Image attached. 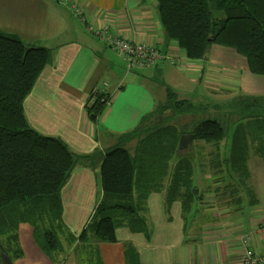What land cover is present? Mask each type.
Segmentation results:
<instances>
[{"label":"trees","instance_id":"1","mask_svg":"<svg viewBox=\"0 0 264 264\" xmlns=\"http://www.w3.org/2000/svg\"><path fill=\"white\" fill-rule=\"evenodd\" d=\"M154 1L166 44L175 43L187 60H203L212 46H220L243 57L250 74L264 76V0ZM51 61L48 49L26 48L15 37L0 33V264L2 255L10 264L23 258L18 239L21 224L32 228L34 243L52 264H64L62 256L69 251L75 264H103L97 245L116 243L117 229L150 240L146 202L153 193L165 195L166 214L172 204L180 203L185 222L193 205L197 213L198 201H202V194H195L192 185L191 158L178 155L187 136L216 151L212 162L221 182L213 193L230 194V205L238 206L240 199L233 194L249 191L246 161L250 148L264 160V126L256 132L252 125H237L224 156L219 146L225 131L217 122H199L183 135L167 124L197 108L169 89L165 103L133 130L119 135L117 146L103 155L98 149L76 154L61 139L39 134L28 125L23 104ZM94 98L86 107L92 121L107 106L101 97ZM242 98L257 103L256 97ZM248 130L252 132L246 134ZM131 142L135 145L130 153L126 145ZM98 165L99 200L74 237L62 221L61 190L74 169L94 171ZM222 182L228 185L221 187ZM221 201L217 200L220 206L224 205ZM124 264H142L130 243L124 247Z\"/></svg>","mask_w":264,"mask_h":264},{"label":"crops","instance_id":"2","mask_svg":"<svg viewBox=\"0 0 264 264\" xmlns=\"http://www.w3.org/2000/svg\"><path fill=\"white\" fill-rule=\"evenodd\" d=\"M69 4L80 9L83 22L72 16ZM90 24L95 28L107 24L114 34L146 43L160 52L164 49L163 54L172 55L177 48L175 43L165 42L154 0H68L65 5L55 0H0V33L11 35L31 48H46L52 55L51 64L42 71L24 101L28 125L43 136L61 139L76 154L98 149L103 155L109 143L115 144L119 135L133 130L158 103L166 100L163 82H157V77L163 78L160 72L166 63L148 69L158 73H150L146 79L138 71L127 72L122 59L88 31ZM177 55L184 76L199 81L204 77L208 81L206 89L220 93L228 90L229 85L242 96L264 95V76L250 74L244 58L230 49L212 46L200 61H189L182 53ZM103 83L108 85L104 93L110 101L103 114L92 121L86 109L89 92ZM151 84L155 92L148 87ZM98 171L99 165L94 171L74 169L61 190L62 221L74 237L80 234L95 208L89 213ZM81 191L85 194L79 196ZM213 191L208 190L203 202L210 198L216 206L202 210L204 217L198 222L196 233L200 237L187 240V224L181 217L180 203L172 204L166 214L164 200L157 204V194H151L146 202L150 240L127 229L120 238L117 231L123 229H117L116 243L97 245L103 264H124L126 243L135 247L142 264H239L243 254L241 237L254 234L264 217L256 207L250 208L246 218L235 223L229 219L233 214L230 210L217 206V194ZM18 239L23 258L15 264H52L34 243L29 225L19 226ZM254 245L264 252L259 241ZM68 253L64 255V264H75Z\"/></svg>","mask_w":264,"mask_h":264},{"label":"rangeland","instance_id":"3","mask_svg":"<svg viewBox=\"0 0 264 264\" xmlns=\"http://www.w3.org/2000/svg\"><path fill=\"white\" fill-rule=\"evenodd\" d=\"M60 2L62 5H65L64 0H55ZM68 7V6H67ZM69 9V7H68ZM70 12H72L69 9ZM72 16L77 19V17L72 13ZM78 20V19H77ZM26 46V45H25ZM26 48H31L26 46ZM159 50V49H158ZM164 52V49L163 51ZM177 53H181L177 48L174 52H172L170 55L172 58H175L173 61L174 64L171 65V62L165 61V67L161 71V75H163V78L157 77V82H163V91L166 89H169L173 93H176V95L179 97L180 100H187L193 101L194 105L197 107L195 111L191 112L190 114H183L180 116H177L176 118H172L168 120L167 124H171L175 127H177L179 130H181L183 134L186 133V131L190 130L194 124H197L199 122H203L205 120H211L217 122L219 125L222 126V128L225 131L224 139L220 142L219 149L221 150L222 154H226L227 152V145L231 140V137L234 133V130L237 125L239 124H245V125H252L254 126L253 130L256 132L259 131V128L264 126V95L258 96L255 99H257V103L253 102L252 100H247L242 97L250 98L249 96H246V94H241L239 91H234L232 88H229L228 90H221L220 93H215L216 91L206 89L208 88L206 85L208 84V81L204 79L199 81L198 78L195 77H185L184 73L179 70V61H178V55ZM115 54V53H114ZM114 59H117L116 55H114ZM118 61L120 62L119 58ZM161 65V64H160ZM126 70V69H125ZM150 71V72H149ZM134 72V71H131ZM138 75L147 78L150 73L154 75L155 73H158L156 70H147V71H138ZM103 83L101 86H94L98 89H103V92L107 88V84L104 87ZM239 85V83H238ZM240 86V85H239ZM90 90V95L93 90V88ZM153 92H155V89L153 88V84L148 86ZM156 87H158L156 85ZM240 94L241 96H236V94ZM89 95V99L86 103V107H89V105L92 103L91 97ZM242 98V99H241ZM110 101V100H109ZM166 100L163 101L162 104L165 103ZM192 102V103H193ZM162 105L161 103H158ZM248 105L244 107V105ZM255 104V105H254ZM166 115H169V112L166 113ZM250 130L246 132V134H249ZM187 140H184L182 145L180 146V149L178 151V155L188 156L191 158L192 166H193V178H192V185L195 187V191L197 193L202 194V201H198L199 211L196 213V208L193 205L191 212L187 216V220L184 222L186 227V240L188 238H196L200 237L197 233V225L198 222H201V219H203L202 210L204 209H213L215 208V204L211 203L210 198L207 196L206 198H209L204 201L205 195L207 194L208 190L214 189L216 185H218L221 182V175H218V171L215 170L214 163L212 162L214 160L213 152H216L211 145L202 143L201 141H192L190 137ZM118 142L117 139L113 143H109L106 147V151L110 150L114 146H117ZM135 145V142H131L126 145V148L130 151V153L133 151V147ZM220 159V158H219ZM211 165L210 167V175L209 179H206V175L208 173V164ZM172 164V163H170ZM221 164V162H220ZM222 168V167H221ZM246 169L248 172V179L246 182V185L248 186L249 191H241L236 192L233 194V196L237 199H240V202L238 203V206H231L230 201V194L224 196L218 195L215 197V203L218 207H221L222 209H228L233 214L229 219L233 220L235 223L237 221L241 220L242 218H246L247 210L252 208L258 209L260 211L259 215L264 217V160L259 155H254L252 148H250L249 151V158L248 161H246ZM78 170H81V167H78ZM216 175V178H214ZM210 181V183L208 182ZM222 186L228 185L227 182H222ZM211 188H209V186ZM220 184L218 185V187ZM223 190V189H222ZM230 191V188L228 189ZM222 193V191H220ZM195 193V194H197ZM85 192L81 191L78 193L79 196L84 195ZM100 196V184L98 180V184L96 187V193L92 199L91 207L89 210V213L91 210L95 207L99 200ZM165 195L163 193L157 194L155 196L156 203L158 204L161 199L162 202L164 200ZM218 197V198H217ZM217 200H223L224 205H218ZM209 201V202H208ZM203 202V203H202ZM211 203V204H210ZM67 204L66 198H64V205ZM207 206V207H206ZM238 207V209L236 208ZM234 209V210H233ZM67 213V208H65ZM88 213V215H89ZM158 215H161V211H157ZM175 213V209H174ZM87 215V216H88ZM175 220H178V213L174 214ZM89 218V217H87ZM88 220V219H87ZM123 230L117 231V236L122 238L124 233H127L126 229L122 228ZM193 229H195L193 233ZM79 235V233L77 234ZM100 253V252H99ZM72 258V254H68ZM64 259V255L62 256ZM102 259V257H101ZM16 262V261H15ZM14 262V264H15Z\"/></svg>","mask_w":264,"mask_h":264},{"label":"built area","instance_id":"4","mask_svg":"<svg viewBox=\"0 0 264 264\" xmlns=\"http://www.w3.org/2000/svg\"><path fill=\"white\" fill-rule=\"evenodd\" d=\"M64 1L68 3V0ZM68 7L77 18L82 22L84 21L80 9L76 8L74 4H69ZM87 29L100 40L104 46L112 49L116 55L122 59L127 72L153 69L165 61L171 62V65L174 64V58L170 55L163 54L157 48L146 43L134 42L118 36L110 30V26L107 24L97 28L90 24L87 26ZM105 86L104 84V87ZM90 97L92 103L89 107L93 104L95 100L94 97H101L100 101L106 104H108L110 100V97L103 92V89H98L97 87L93 88ZM256 241H259L264 248V219L261 221L254 234H246L241 237L240 245L243 249V254L239 264H264V252L260 251L256 245H254Z\"/></svg>","mask_w":264,"mask_h":264},{"label":"water","instance_id":"5","mask_svg":"<svg viewBox=\"0 0 264 264\" xmlns=\"http://www.w3.org/2000/svg\"><path fill=\"white\" fill-rule=\"evenodd\" d=\"M191 140H192V138H191ZM194 192L197 193V191H194ZM1 258L3 260L2 264H10V262H9L7 257L2 255Z\"/></svg>","mask_w":264,"mask_h":264}]
</instances>
